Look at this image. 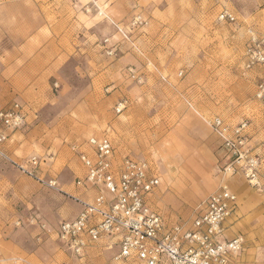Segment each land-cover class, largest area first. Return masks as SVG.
I'll return each mask as SVG.
<instances>
[{"label":"rangeland","instance_id":"rangeland-1","mask_svg":"<svg viewBox=\"0 0 264 264\" xmlns=\"http://www.w3.org/2000/svg\"><path fill=\"white\" fill-rule=\"evenodd\" d=\"M97 5L100 0H0V72L1 58L18 44L5 34L32 32L40 24L42 36H48L45 24L59 34L69 28L65 17L76 13L85 25L69 33L74 48L67 39L60 43L68 56L50 85L34 94L35 104L15 99L25 108L26 125L7 130L6 152L19 165L32 156L43 163L30 168L31 176L0 161V264H79L57 235L60 223L80 211L73 197L92 195L75 185L84 174L71 149L75 143L106 135L118 156L148 160L167 184V206L179 203L178 211L162 213L165 219L190 225L201 203L228 180L209 120H247L264 138V107L255 99L264 65L247 69L244 56L249 30L264 33V0H112L106 15H98ZM226 8L235 23L218 20ZM137 14L147 25L132 28ZM112 44L117 50L111 56L106 47ZM124 100L127 106L118 113ZM122 132L130 151L119 148ZM196 136L211 150L198 164L191 152ZM257 193L262 213L255 217L264 223V193ZM117 252V245L106 249L105 241L90 250L96 264H118Z\"/></svg>","mask_w":264,"mask_h":264},{"label":"built area","instance_id":"built-area-1","mask_svg":"<svg viewBox=\"0 0 264 264\" xmlns=\"http://www.w3.org/2000/svg\"><path fill=\"white\" fill-rule=\"evenodd\" d=\"M111 3L112 0H100L96 6L98 15H106ZM218 20L235 23L237 17L226 8ZM145 25L143 14L135 15L131 21L132 28ZM104 42L108 44L110 39ZM106 48L108 55L116 54L115 45ZM244 56L247 69L264 65V33L249 30ZM255 99L264 107V79L257 84ZM126 106L124 100L116 111L121 113ZM0 123L4 127L0 131V161L13 163L33 176L30 168H40L42 158L32 156L26 165H19L5 149L7 130L17 131L26 125L21 102L1 105ZM209 126L224 150V174L241 175L253 189L264 193V138L255 136L247 120L233 123L215 116ZM71 149L84 168L75 185L92 195L90 199L73 197L80 211L75 218L60 223L57 235L79 264H96L90 250L102 241L106 249L117 245L114 259L118 264H230V257L243 250L244 236L224 237L223 224L238 202L237 194L227 183L201 203V212L190 225L169 223L152 206L151 197L161 184V175L152 163L129 155L118 156L113 141L106 135L91 136L83 143L71 145Z\"/></svg>","mask_w":264,"mask_h":264},{"label":"crops","instance_id":"crops-1","mask_svg":"<svg viewBox=\"0 0 264 264\" xmlns=\"http://www.w3.org/2000/svg\"><path fill=\"white\" fill-rule=\"evenodd\" d=\"M65 3L63 2L64 5ZM64 21L69 28L62 30L59 34L54 32L52 25L48 26L46 24L45 26L48 27V36L47 34L42 36L44 34L42 33V25L44 24H40L37 30H32V32L31 30H26L23 33H16V31L5 34L15 40L17 39L18 44L8 50L4 58H1L3 60V66L0 72V100L4 102L1 103L2 105L5 102H10L15 99H23L26 102L35 104L37 96H34V94L38 93L37 91L40 92L41 88H47L50 85L51 80L57 75L61 65L60 62L68 56L66 47H62L60 43L63 39H67L68 48L71 50L70 48L75 46V38L69 34L70 31L72 32L73 26L80 24V28H85L80 13H76L72 17L69 15L65 17ZM49 36L50 40L45 42ZM21 38L23 40H20ZM151 50L154 53L156 51L154 48ZM149 54H152V51ZM115 133L117 135L118 131H115ZM125 134V132H122L120 135L119 148L127 152L130 151V148ZM197 140L198 137L196 136V139L194 138L193 140L194 147L191 148V152H195L194 157L196 160H194L198 164L199 156L203 152L205 155H208L211 150L203 148V141ZM113 144L115 145L114 141ZM116 151L118 153L117 147ZM221 153L224 156V150L222 148ZM227 182H229L228 185L237 194L238 202L233 213L223 224L224 237L231 239L242 235L246 238L243 250L239 254L230 257V264H264V223L256 220L257 217H255V214L262 213V209L258 207L259 201L261 200L260 195L241 175H236L230 179L228 178ZM166 189L167 184L161 179L160 186L151 197L153 208L157 209L161 214H166L167 209L168 211H172V209L178 211L179 207L177 200L173 201L175 207L167 206L166 202L172 200V198L170 195H166ZM175 222L177 221L173 223Z\"/></svg>","mask_w":264,"mask_h":264},{"label":"bare ground","instance_id":"bare-ground-1","mask_svg":"<svg viewBox=\"0 0 264 264\" xmlns=\"http://www.w3.org/2000/svg\"><path fill=\"white\" fill-rule=\"evenodd\" d=\"M102 10H103V9H102ZM229 177H230V176H228V178H229ZM228 178H227V179H228ZM227 184H228V182H227ZM239 193H240V192H239Z\"/></svg>","mask_w":264,"mask_h":264}]
</instances>
